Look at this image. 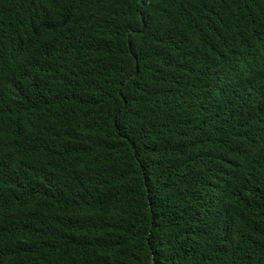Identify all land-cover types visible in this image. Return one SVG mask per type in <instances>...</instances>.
<instances>
[{
	"label": "trees",
	"instance_id": "obj_1",
	"mask_svg": "<svg viewBox=\"0 0 264 264\" xmlns=\"http://www.w3.org/2000/svg\"><path fill=\"white\" fill-rule=\"evenodd\" d=\"M0 264H264V0H0Z\"/></svg>",
	"mask_w": 264,
	"mask_h": 264
},
{
	"label": "water",
	"instance_id": "obj_2",
	"mask_svg": "<svg viewBox=\"0 0 264 264\" xmlns=\"http://www.w3.org/2000/svg\"><path fill=\"white\" fill-rule=\"evenodd\" d=\"M136 71H137V70H135L134 74H136Z\"/></svg>",
	"mask_w": 264,
	"mask_h": 264
}]
</instances>
